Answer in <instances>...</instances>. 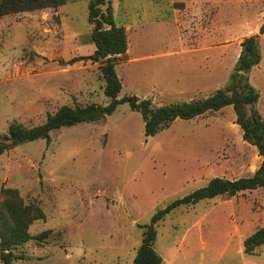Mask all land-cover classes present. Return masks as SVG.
Masks as SVG:
<instances>
[{
    "label": "rangeland",
    "instance_id": "374dc122",
    "mask_svg": "<svg viewBox=\"0 0 264 264\" xmlns=\"http://www.w3.org/2000/svg\"><path fill=\"white\" fill-rule=\"evenodd\" d=\"M90 1L0 18V141L12 122L32 127L64 105L109 104L100 63L69 62L95 50ZM174 1L112 0L116 22L129 25L131 51L116 65L119 96L150 98L153 107L209 96L229 83L243 39L260 34L262 61L249 76L264 118V0H205L187 20L191 8ZM262 160L232 105L147 136L142 112L122 102L0 155V199L2 189L17 188L45 213L30 240L5 252L11 264H134L157 211L213 177L252 175ZM263 225L260 187L173 207L154 223V247L163 264H264V244L246 254L241 241Z\"/></svg>",
    "mask_w": 264,
    "mask_h": 264
},
{
    "label": "trees",
    "instance_id": "16d2710c",
    "mask_svg": "<svg viewBox=\"0 0 264 264\" xmlns=\"http://www.w3.org/2000/svg\"><path fill=\"white\" fill-rule=\"evenodd\" d=\"M65 3L66 0H0V18L48 7L57 9ZM88 20L91 25L88 38L95 44V50L91 55L74 57L69 62L90 59L100 63L99 69L105 80L104 92L110 98L109 104L105 106L88 104L80 107L64 105L55 113L48 115L44 123L32 127L12 122L5 140L0 141V155L26 141L39 138L50 140L53 130L99 119L111 114L120 103L128 102L134 110L142 112L147 136L155 135L161 127L171 124L178 118L190 120L232 105L236 122L243 130L244 140L256 146L263 157L260 166L252 175L237 179L213 177L205 186L173 201L152 216L151 224L145 226L134 264H163L164 258L154 247L157 235L154 223L173 207L180 204H195L200 200L224 194L235 196L246 190L264 187V118L256 108L260 91L250 82L249 76V72L262 61L260 34L250 35L241 42V52L226 86L218 88L204 98L153 107L150 98H140L137 95L119 96L123 84L116 65L120 59L127 56L129 39L126 26L116 22L112 0H91ZM260 33L264 34V23L260 27ZM44 217L43 208L37 204H26L17 188L2 189L0 247L5 264H11L12 261V252L5 250H11L14 246L30 240L32 238L30 226L35 220ZM263 244L264 225L243 240L244 252L255 254L256 248Z\"/></svg>",
    "mask_w": 264,
    "mask_h": 264
},
{
    "label": "crops",
    "instance_id": "0c3cea01",
    "mask_svg": "<svg viewBox=\"0 0 264 264\" xmlns=\"http://www.w3.org/2000/svg\"><path fill=\"white\" fill-rule=\"evenodd\" d=\"M156 1V0H155ZM175 1H177V2H179V4L182 6V7H185L186 9H189V8H191V9H189L188 10V12L186 13V17H184L186 20L187 19H189V18H187V17H189L190 15L189 14H192V12L194 11V10H197V11H200L203 7H206V6H208V3H207V1H205V0H175ZM174 1V2H175ZM75 2H77V0H66V3L64 4V5H61V6H59L57 9H55V8H52V7H48V8H43V9H39V10H36V11H41V12H45L46 13V11H54V12H59L65 5H67V4H70V3H75ZM206 2V3H205ZM201 4V8L200 9H195V7H192V5L191 4ZM178 9L177 8H174V11H172V13H173V15H175L176 14V16L178 15L179 16V14H181V13H178V11H177ZM36 11H26L25 13L26 14H33V12H36ZM179 11H181V8L179 9ZM37 20V19H36ZM126 28H127V30H128V28H129V25H126ZM127 54L128 55H130L131 54V51H130V45H129V47H128V51H127ZM133 59H136V58H133ZM133 59H130L129 61H132ZM188 78V80H193L192 79V77H187ZM186 78V79H187ZM185 79V80H186ZM183 81V80H182ZM191 82V81H190ZM188 83V82H187ZM187 101H189V100H187ZM255 230H252V232L250 233V234H252L253 232H254ZM249 234V235H250ZM247 236H241V239H245ZM243 240H241V241H243ZM242 243V242H241ZM243 248V247H242ZM258 248V247H257ZM257 248H256V250H257ZM256 250H255V252H256ZM243 251H244V248H243ZM245 253V252H244Z\"/></svg>",
    "mask_w": 264,
    "mask_h": 264
}]
</instances>
